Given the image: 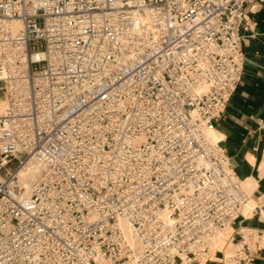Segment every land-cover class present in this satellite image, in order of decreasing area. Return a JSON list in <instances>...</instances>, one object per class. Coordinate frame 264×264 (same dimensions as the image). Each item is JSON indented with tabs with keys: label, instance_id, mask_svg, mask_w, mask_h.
I'll use <instances>...</instances> for the list:
<instances>
[{
	"label": "built area",
	"instance_id": "2783aa9c",
	"mask_svg": "<svg viewBox=\"0 0 264 264\" xmlns=\"http://www.w3.org/2000/svg\"><path fill=\"white\" fill-rule=\"evenodd\" d=\"M254 1L0 0V264H209L264 217L212 134Z\"/></svg>",
	"mask_w": 264,
	"mask_h": 264
},
{
	"label": "crops",
	"instance_id": "0c3cea01",
	"mask_svg": "<svg viewBox=\"0 0 264 264\" xmlns=\"http://www.w3.org/2000/svg\"><path fill=\"white\" fill-rule=\"evenodd\" d=\"M248 9L252 28L241 31L245 53L242 81L216 121L214 133L236 173L249 180L257 197L264 193V0H255ZM250 230L257 234L248 242V264H264V217L258 213L227 230L209 264H227L224 253Z\"/></svg>",
	"mask_w": 264,
	"mask_h": 264
},
{
	"label": "rangeland",
	"instance_id": "374dc122",
	"mask_svg": "<svg viewBox=\"0 0 264 264\" xmlns=\"http://www.w3.org/2000/svg\"><path fill=\"white\" fill-rule=\"evenodd\" d=\"M216 137V136H215ZM217 138V137H216ZM249 188V190H252L253 189V186L250 185V186H247ZM222 243V242H221ZM229 250V248L227 249V251ZM227 264H236V261L232 258H228L227 259Z\"/></svg>",
	"mask_w": 264,
	"mask_h": 264
},
{
	"label": "bare ground",
	"instance_id": "6f19581e",
	"mask_svg": "<svg viewBox=\"0 0 264 264\" xmlns=\"http://www.w3.org/2000/svg\"><path fill=\"white\" fill-rule=\"evenodd\" d=\"M16 23H18V22H16ZM212 134H213V137L216 138V137H215V133H214V131H212ZM216 139H217V138H216ZM31 175H32V174L29 173L28 176H31ZM246 184H247V186H250V185H251V184L249 183V180H247V183H246Z\"/></svg>",
	"mask_w": 264,
	"mask_h": 264
}]
</instances>
